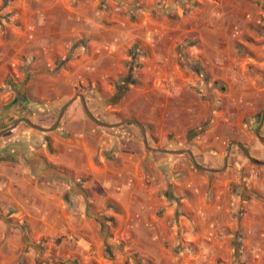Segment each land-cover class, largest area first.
<instances>
[{
  "label": "crops",
  "instance_id": "1",
  "mask_svg": "<svg viewBox=\"0 0 264 264\" xmlns=\"http://www.w3.org/2000/svg\"><path fill=\"white\" fill-rule=\"evenodd\" d=\"M0 264H264V0H0Z\"/></svg>",
  "mask_w": 264,
  "mask_h": 264
},
{
  "label": "water",
  "instance_id": "2",
  "mask_svg": "<svg viewBox=\"0 0 264 264\" xmlns=\"http://www.w3.org/2000/svg\"><path fill=\"white\" fill-rule=\"evenodd\" d=\"M13 89L14 91L16 92V95H17V98L13 101L12 105H14L18 100L20 101H25L26 100V91H25V83H19V84H16L13 86ZM65 109L66 107H64L61 111V114H60V118L59 120L61 119L63 113L65 112ZM29 125H31L33 128L35 129H39V130H45L37 125H34L33 123H31L29 120H25ZM99 122V121H98ZM99 124L103 125V126H108V127H112V126H115V125H108V124H105V123H101L99 122ZM186 152H189V151H186ZM190 153V152H189Z\"/></svg>",
  "mask_w": 264,
  "mask_h": 264
},
{
  "label": "rangeland",
  "instance_id": "3",
  "mask_svg": "<svg viewBox=\"0 0 264 264\" xmlns=\"http://www.w3.org/2000/svg\"><path fill=\"white\" fill-rule=\"evenodd\" d=\"M134 64H135V63H134ZM134 64L132 65V67H133V66L135 67ZM134 67H133V68H134ZM133 68H132V69H133ZM23 80H24V79H21V78H19V77L16 79L17 82H19V81H23ZM26 80H27V79H26ZM14 82H15V80L13 79V80L11 81V83H14ZM25 82H26V81H25ZM55 121H56V120H55Z\"/></svg>",
  "mask_w": 264,
  "mask_h": 264
},
{
  "label": "trees",
  "instance_id": "4",
  "mask_svg": "<svg viewBox=\"0 0 264 264\" xmlns=\"http://www.w3.org/2000/svg\"><path fill=\"white\" fill-rule=\"evenodd\" d=\"M120 95H121V93H120V92H118V94H117L116 98H119V97H120Z\"/></svg>",
  "mask_w": 264,
  "mask_h": 264
}]
</instances>
